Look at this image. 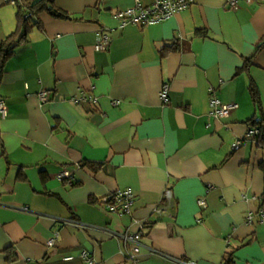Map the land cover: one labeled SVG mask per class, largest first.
I'll return each mask as SVG.
<instances>
[{
  "label": "crops",
  "instance_id": "obj_1",
  "mask_svg": "<svg viewBox=\"0 0 264 264\" xmlns=\"http://www.w3.org/2000/svg\"><path fill=\"white\" fill-rule=\"evenodd\" d=\"M54 3L70 19L40 12L0 81V264H132V232L136 264H264V147L234 148L251 82L264 110V0H193L150 25L118 16L135 0ZM17 12L0 0V42ZM213 97L238 107L212 118ZM126 188L130 214L109 212Z\"/></svg>",
  "mask_w": 264,
  "mask_h": 264
},
{
  "label": "built area",
  "instance_id": "obj_2",
  "mask_svg": "<svg viewBox=\"0 0 264 264\" xmlns=\"http://www.w3.org/2000/svg\"><path fill=\"white\" fill-rule=\"evenodd\" d=\"M5 3L16 5V0H4ZM136 3L132 7H128L118 14L119 17L122 18V22H132L143 25H150L161 22L176 12L186 9L193 0H153V2L146 6H141L138 0H135ZM246 2H250V0H246ZM237 3V0H228V4L233 7ZM30 13L26 15L29 17ZM110 41V37L104 31L100 32V40L95 45L97 50H104L107 48ZM169 89L167 85H164L160 91V97L163 102L167 103L169 101ZM50 95L48 92L40 93V100L45 102L48 100ZM95 97L89 94H85L81 92L77 98H75V102L82 101H94ZM209 115L212 118H220L227 116L232 110L236 109L238 105L236 103H223L217 98H211L209 100ZM5 103L4 100L0 97V117L5 116ZM257 130H248L243 139H237L234 144V148H238L243 140H253L256 135ZM168 197L170 196L169 190L165 193ZM134 193L130 188L126 189H118L113 193L106 196L103 200L106 204L107 210L109 212L121 213V214H130L131 206L133 203ZM198 205L201 208H205L206 201L203 196L199 197ZM250 218V217H249ZM125 241L131 242L133 245L131 246V252L129 254V259L132 261V264H136L138 261L137 255L140 251V238L141 233L132 232L126 233L123 235ZM53 240H49L48 244L51 245ZM80 257L87 259L88 255L85 251L80 253ZM72 257H66V259H71ZM179 264H197L194 261H186V260H178Z\"/></svg>",
  "mask_w": 264,
  "mask_h": 264
},
{
  "label": "trees",
  "instance_id": "obj_3",
  "mask_svg": "<svg viewBox=\"0 0 264 264\" xmlns=\"http://www.w3.org/2000/svg\"><path fill=\"white\" fill-rule=\"evenodd\" d=\"M15 6L18 9L17 28L13 33L0 42V81L7 61L13 55L17 45L25 38L27 32L32 26L38 23V14L40 12L45 11L55 18L70 19V16L66 12L62 11L55 5L54 0H16ZM28 12L30 13V16L26 17ZM263 46L264 38L257 45V49H260ZM175 49L174 46H165L160 52L162 56H165L168 52ZM248 65L249 59L246 60L244 68L248 67ZM249 94L255 108V113L246 121V123L248 124V130H257V133L254 136V141L258 146L264 147V110L262 108L259 91L252 82L249 85ZM88 165L93 168L95 163L89 162Z\"/></svg>",
  "mask_w": 264,
  "mask_h": 264
},
{
  "label": "rangeland",
  "instance_id": "obj_4",
  "mask_svg": "<svg viewBox=\"0 0 264 264\" xmlns=\"http://www.w3.org/2000/svg\"><path fill=\"white\" fill-rule=\"evenodd\" d=\"M252 141H254V139Z\"/></svg>",
  "mask_w": 264,
  "mask_h": 264
}]
</instances>
